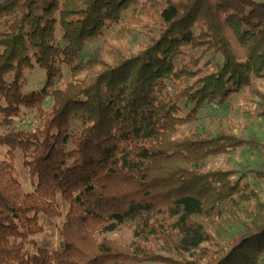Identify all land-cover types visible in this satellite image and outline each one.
Wrapping results in <instances>:
<instances>
[{
	"label": "trees",
	"instance_id": "1",
	"mask_svg": "<svg viewBox=\"0 0 264 264\" xmlns=\"http://www.w3.org/2000/svg\"><path fill=\"white\" fill-rule=\"evenodd\" d=\"M126 15L124 32L156 28L139 52L113 47L110 64L98 50L86 60V45ZM208 54L222 63L205 75ZM60 65L73 78L86 75L55 88ZM184 66L197 80L178 91ZM35 68L46 83L24 94ZM258 80L264 0H0V264L264 263V202L241 184L246 175L232 181L234 172L199 169L208 158L264 143L221 128L177 137L205 104L223 106L241 92L264 118ZM182 100L190 106L184 117ZM22 109L34 112L31 130L13 126ZM17 155L31 192L16 177ZM254 175L264 180V171ZM58 200L67 211L52 248L37 237L45 220L62 216ZM158 213L150 225L147 217ZM125 222L134 226L131 245L97 239ZM232 224L243 228L221 244Z\"/></svg>",
	"mask_w": 264,
	"mask_h": 264
},
{
	"label": "rangeland",
	"instance_id": "2",
	"mask_svg": "<svg viewBox=\"0 0 264 264\" xmlns=\"http://www.w3.org/2000/svg\"><path fill=\"white\" fill-rule=\"evenodd\" d=\"M128 15L124 16L121 25L114 26L106 31L103 35L94 42H90L86 45L83 51V57L88 60V57L94 50H98L102 59L111 63L110 57L107 55L110 49L115 47L120 52L126 55H135L139 52L140 48L147 42V36L149 32L156 30L151 24L148 28L136 27L130 33L121 30L123 24L126 22ZM197 55V53H196ZM204 61L210 62V66L203 70V74L207 75L211 73L215 68H219L222 63V58L218 55L208 54L205 56ZM178 64V60L175 61ZM184 73L187 78H183L177 81L175 87L177 90H185L192 88L197 80V76L190 69L189 66L183 67ZM86 74L83 72L80 75L73 78L70 72L64 65H60V74L55 79V88L64 89L67 84L72 83L73 80H82ZM25 85L23 86V93L28 94L30 92L40 91L46 83V75L43 71L35 68L29 71L25 75ZM256 84L260 86V90L264 92V80L256 81ZM170 86V84H168ZM169 93L173 95V89L169 88ZM244 92L235 94L229 98V100L223 106H215L205 104L197 120L189 125L181 127L177 133V137L189 136L193 132L200 133H213L217 129H222L225 132H231L237 137L248 138L250 136L256 137L261 143H264V118L258 117L254 113V106L246 103L241 95ZM51 102L46 98L44 102V108L49 109ZM181 108V117L186 116L190 111V106L185 104L182 100L179 102ZM13 126L15 129L20 130H31L37 125L36 119L34 118V112L22 109V114L13 120ZM230 124V125H229ZM72 132H79L80 126L76 120L72 121L71 125ZM16 177L18 178L21 187L24 192H31L32 187L28 178V173L22 166L21 157L17 155L12 162ZM201 172L221 170L223 172H234L236 173L231 177L232 181H236L242 174L246 177L241 182L242 185L248 186L260 199L264 202V180H259L255 177V172L264 171V148L259 150H250L246 147L239 148L234 151H229L226 154L219 155L217 157L208 158L199 164ZM62 212V216L57 218L55 221H44V232L42 235L37 237V242L40 244L51 246L55 248L58 242V229L63 220L67 208L60 200L57 201ZM248 205H252L250 202ZM227 207L223 210L225 218L227 216ZM162 214H154L147 217V221L150 225L154 224L157 219L161 218ZM242 225L232 224L225 227L224 233L221 234L220 243L222 240L228 239L234 234L242 230ZM133 231L134 226L129 222H125L119 226L115 232L112 233H99L97 239L99 241L107 240L114 242L120 246H129L133 242ZM208 248L207 245H205ZM153 264V263H146ZM260 264H264L263 260Z\"/></svg>",
	"mask_w": 264,
	"mask_h": 264
}]
</instances>
